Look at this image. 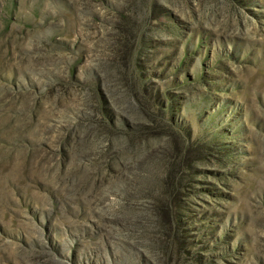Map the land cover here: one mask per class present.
<instances>
[{
    "label": "rangeland",
    "instance_id": "obj_1",
    "mask_svg": "<svg viewBox=\"0 0 264 264\" xmlns=\"http://www.w3.org/2000/svg\"><path fill=\"white\" fill-rule=\"evenodd\" d=\"M0 264H264V0H0Z\"/></svg>",
    "mask_w": 264,
    "mask_h": 264
}]
</instances>
